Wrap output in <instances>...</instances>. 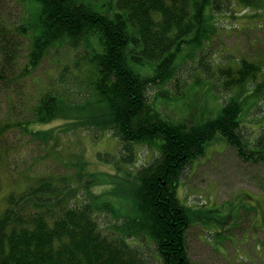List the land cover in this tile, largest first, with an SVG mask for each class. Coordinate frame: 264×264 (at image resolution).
<instances>
[{"label":"trees","instance_id":"trees-1","mask_svg":"<svg viewBox=\"0 0 264 264\" xmlns=\"http://www.w3.org/2000/svg\"><path fill=\"white\" fill-rule=\"evenodd\" d=\"M16 1L20 22L0 19V91L6 93L8 110L24 102L13 94L14 86L55 46L78 51L75 65L87 73L88 93L76 98L57 88L43 90L30 115L13 119L0 113V168L9 157L4 145L9 134L20 129L48 141L59 128L42 127L60 119L66 125L63 131L87 128L99 130L95 135L100 136L111 131L120 140L117 156L126 167H117L111 178L101 173L105 188L99 194L81 182L83 175L76 183L66 177L59 184L52 175L15 180L24 186L6 196L0 213V264H193L186 242L192 210L177 188L184 171L217 137L242 160L264 162V132H247L238 98L240 88L253 84L260 89L262 64L242 59L234 70L226 65L233 57L217 63L220 84L237 90L218 116L202 123L174 120L156 103L161 97L175 98L167 84L178 79L182 62L207 66L201 53L218 31L220 14L241 23V14L264 9V0H109L100 8L91 0ZM252 16L261 15L253 10ZM178 81L179 95L187 81ZM194 82L200 84V78ZM153 87L155 101L149 94ZM140 145L157 146L158 156L130 172L127 164L135 162ZM108 157L100 153V158ZM86 165L81 159L80 170ZM120 170L126 171V179L113 185ZM82 186L91 198L75 202ZM121 195L130 197L131 204ZM117 205L132 209L124 212ZM103 211L120 217L119 224H99ZM153 244L156 253L148 254L145 248Z\"/></svg>","mask_w":264,"mask_h":264},{"label":"rangeland","instance_id":"rangeland-1","mask_svg":"<svg viewBox=\"0 0 264 264\" xmlns=\"http://www.w3.org/2000/svg\"><path fill=\"white\" fill-rule=\"evenodd\" d=\"M91 1L100 8L109 0ZM253 10L261 16H252ZM224 14L218 17V31L201 53L205 55L207 66L190 60L182 62L178 79L181 84L187 81L186 90L184 85L178 95L176 90L180 81L173 80L167 86L175 98L161 97L157 107L174 120L202 123L214 118L237 90L235 87L226 90L220 84L223 77L219 76L217 63L228 62L233 57L226 65L235 70L242 59L258 60L262 64L258 75L262 84L260 89L256 90L253 84L243 90L240 88L238 98L243 104V125L247 132H264V9L243 12L239 17L241 23L236 19L227 21L228 16ZM21 17L16 0H0V19L18 23ZM77 53L75 49L61 45L49 50L39 67L14 86L13 94L24 98L21 106L17 101L8 110L5 106L6 93L0 91V113L13 119L30 115L31 106L43 90L57 88L63 95L76 98L86 95L87 73L75 65L79 58ZM25 54L26 50L21 53V70L26 65ZM198 78L200 84L194 82ZM149 94L155 101L157 88H151ZM54 126L59 130L56 137L48 141L20 129L9 134L4 144L9 148V157L5 166L0 168L6 173V176L2 174L3 179L0 178V213L6 207V196L24 186L21 182L23 178L27 181L52 175L61 184L66 177L79 181V176L83 175L81 182L87 183L90 185L88 189L92 187V191L99 194L105 188L100 185L103 181L100 174L107 173V177L111 178L118 172L117 167H126L122 156H117L120 140L112 136L111 131L101 136L95 135L96 131L100 133L99 130L87 128L63 131L66 125L61 119L42 128ZM100 153H109V159L100 158ZM158 153L157 146L140 145L137 159L127 164V170L136 172L143 164L156 158ZM81 159L88 164L84 171L80 170ZM19 178L21 181H15ZM125 179L126 171L120 170L112 184L117 185ZM83 187H80L75 202L91 198L88 189L87 192L81 190ZM177 189L179 197L192 210L193 221L186 232V241L188 256L193 264H264V162L242 160L232 146L217 137L207 146L206 153L184 171ZM120 199L129 201V204L132 202L130 197L123 195ZM117 209L126 212L132 208L117 205ZM104 212L98 213L99 224H119L120 217ZM145 251L154 254L156 247L154 244L151 248L147 246ZM154 264L162 263L155 261Z\"/></svg>","mask_w":264,"mask_h":264}]
</instances>
